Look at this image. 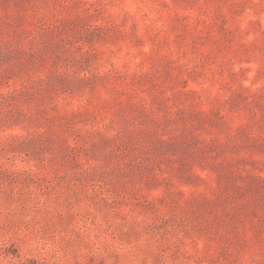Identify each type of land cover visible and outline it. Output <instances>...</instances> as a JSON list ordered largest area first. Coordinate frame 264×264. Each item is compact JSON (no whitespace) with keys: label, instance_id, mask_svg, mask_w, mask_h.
Wrapping results in <instances>:
<instances>
[{"label":"rangeland","instance_id":"1","mask_svg":"<svg viewBox=\"0 0 264 264\" xmlns=\"http://www.w3.org/2000/svg\"><path fill=\"white\" fill-rule=\"evenodd\" d=\"M0 264H264V0H0Z\"/></svg>","mask_w":264,"mask_h":264}]
</instances>
